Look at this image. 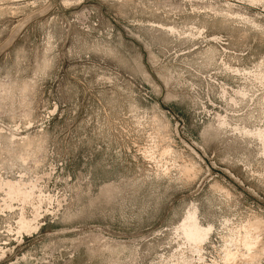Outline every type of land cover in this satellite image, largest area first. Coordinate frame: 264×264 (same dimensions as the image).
<instances>
[{"label":"rangeland","instance_id":"obj_1","mask_svg":"<svg viewBox=\"0 0 264 264\" xmlns=\"http://www.w3.org/2000/svg\"><path fill=\"white\" fill-rule=\"evenodd\" d=\"M0 264H264V0H0Z\"/></svg>","mask_w":264,"mask_h":264},{"label":"bare ground","instance_id":"obj_2","mask_svg":"<svg viewBox=\"0 0 264 264\" xmlns=\"http://www.w3.org/2000/svg\"><path fill=\"white\" fill-rule=\"evenodd\" d=\"M245 229L246 230H245V237L243 239V246L246 245V247H248L249 249H253V243L257 240L256 239L257 237L255 238L252 230H250L251 226H247ZM256 252H258V251L256 250ZM254 254H256V253H253L252 255H254Z\"/></svg>","mask_w":264,"mask_h":264}]
</instances>
